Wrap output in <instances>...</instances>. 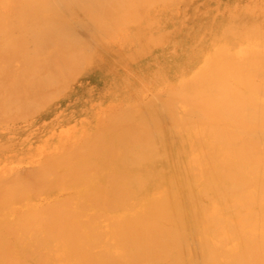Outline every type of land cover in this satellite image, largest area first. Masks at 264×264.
<instances>
[{
    "label": "bare ground",
    "instance_id": "6f19581e",
    "mask_svg": "<svg viewBox=\"0 0 264 264\" xmlns=\"http://www.w3.org/2000/svg\"><path fill=\"white\" fill-rule=\"evenodd\" d=\"M57 3L0 0L2 116H21L39 109L51 99L46 88L62 86L60 75L78 74L80 64L91 52V41L100 32V18L115 14L122 0ZM73 6L95 23L91 28L96 35L87 36L93 39L76 34V22L66 15L76 16L71 13ZM76 21L81 25L79 19ZM255 53L248 54L245 65L230 56L224 62L220 60L222 63L213 59L208 90L192 88V93L175 95L168 88L166 94H150L149 102L161 104L171 121L170 113H175L176 103L182 100L195 117L190 122L205 133L204 138L194 140L198 149L209 147L212 155L220 152L214 160L222 163V169L202 173L198 179L199 184L209 185L213 197L229 195L225 206L204 205L200 199L206 189L195 191L191 176L185 172L176 174L161 196L145 195L143 178L151 176L149 163L158 152L156 142L161 143L164 132L159 109H144L138 115L133 109L109 112L103 119L99 115L96 123L93 118L92 131L85 129L91 123L78 130L62 131L46 139L34 155H30L27 145L16 155L17 161L0 157V264H24L18 256L28 251L26 238L33 244L32 253L38 248L46 250L42 254L36 251L34 254L40 256L37 259L52 260L51 264H71V258L74 264H264V236L260 241L257 236L251 239L249 228L241 224L246 209L264 205V104L259 105L252 97L264 98V56ZM110 121L115 124L111 129L107 126ZM192 123L185 124V128H192ZM125 131L132 145H138L136 149H131L128 140L126 144ZM199 159L192 160L191 167ZM26 165L31 167L29 171L22 169ZM54 191H63L66 196L46 197ZM85 208L109 209L118 212L119 217L110 219L112 214L110 220H101L95 210L88 216L74 212ZM136 211L146 212V218L128 224L129 214ZM191 232L200 243L197 253L189 248L191 241L195 246L197 243L192 240L195 237H190ZM216 233L222 235L215 240L211 237ZM94 246L106 248V253L92 254ZM61 247L65 251L58 263L56 251ZM198 257L203 262L199 263Z\"/></svg>",
    "mask_w": 264,
    "mask_h": 264
},
{
    "label": "rangeland",
    "instance_id": "374dc122",
    "mask_svg": "<svg viewBox=\"0 0 264 264\" xmlns=\"http://www.w3.org/2000/svg\"><path fill=\"white\" fill-rule=\"evenodd\" d=\"M52 1L61 3L62 0ZM73 7L71 13H75L76 16L74 14L73 16H71L72 14L66 15L69 16L70 20L76 22L74 26L76 27V34L78 33L77 35L85 39L90 35L95 36L94 30L91 28L95 23L77 6ZM119 10H116V13L113 12L115 14H112L108 19L107 17L104 19L105 16L100 18L98 26L100 32L98 31L96 40L94 37V39H87H93V42L91 41L92 48L91 52L87 53L86 59L80 64L79 73L77 71L78 74L74 72L70 75L67 73L60 75L58 81H61L62 86L59 83L58 86L57 80H55L56 85L53 81L51 82L55 85L54 88L51 90L46 88L49 91V96H51L49 102L38 106L39 109L34 108L32 111H27L26 114L24 112L21 116L16 113V116H2L0 114V157L2 159L13 158V162L17 161L19 158L16 155L27 145L28 148H31V154L27 153L34 155L40 152L46 139H50L62 131L78 130L85 127L83 125H87V123L88 126L89 123L92 126L85 129L92 131L95 125L92 120L95 118L96 123L99 115L103 119L109 115V112L127 109L130 111L133 109V113L138 115L144 109L152 111L157 107L159 109L157 112L160 113L158 114L159 122L164 126L162 128L164 132L162 139L161 134L158 137L159 141L161 139V143L156 142L159 144L158 152L149 163L148 168L151 170V176L149 178L142 177L146 189L145 195L161 196L163 190L168 187L171 180H174L176 174L180 175L185 172L191 176L190 182L195 191L200 192L206 189V195L200 199L204 205L214 203L216 207L219 204L225 206L230 200L229 195H223L221 198L216 196L218 198L216 199L208 191L209 185L199 184V175L205 172L218 171L220 168L222 169L223 165L216 162L220 152H215L212 155V153L209 154L211 152L209 147L198 149V145L195 144L196 138H204L205 133L199 132L198 127L192 121L190 122L195 117L188 112V105L181 102L182 100H180L181 103L178 101L174 109L175 113H170L174 120L171 121L166 115L168 112L161 110L162 106L159 99L155 100L159 102L157 103L160 104L159 106H155L149 101L155 92L161 91L160 93L163 95L168 92L166 90L168 88L175 95L192 93L194 92L192 88L208 90L207 83L208 81L211 82L209 78L212 75L210 68L215 58H217V63H222L227 56H230L232 59L235 58V61L237 59V63L245 65L249 58L248 54L251 52L256 55L255 52H258V55L262 53L264 56V0H122ZM78 19L83 26L77 24L76 20ZM222 46L224 47L222 48L223 51L222 49L220 51ZM203 73L208 75L205 76ZM252 97L259 105L264 104L262 96L253 95ZM168 123H173L176 128L172 124L167 125ZM187 123H192L193 129H186L185 124ZM113 124V121H110L109 125L107 123L109 129L115 126ZM125 135L123 136H125L126 144H128V140L131 149L134 147L136 149L138 145H132L127 138V135L129 136L128 131H125ZM197 159L199 162L191 167L192 160L195 162ZM221 160L223 161V156ZM24 168L29 171L31 167L22 166V169ZM166 181L168 183L165 186ZM202 186L205 187L202 188ZM64 193L63 191H54L46 197L62 199L66 196ZM79 202L82 204V201ZM245 211L246 219L244 217V222L241 224L249 228L251 239L257 236L256 238L260 241L264 236V205L254 206ZM74 212L87 216L99 212L101 220L119 217L118 212L109 209L85 208L74 210ZM129 215L128 224L138 220L143 221L142 218H146V212L138 213L136 211ZM103 216L106 218H102ZM120 220L121 218L118 219V221ZM96 221L100 222V220ZM257 224L259 225L257 226ZM256 231L258 232L257 235L255 234ZM193 233H190V237H195L192 240H196L197 243L195 246V241H191L189 248L197 253L200 249V243L196 239V234ZM221 235L222 233H216L211 238L216 240ZM25 240L30 247L28 246V251L24 255L18 256L24 264H51L52 260L47 262L41 256L45 261L39 258L40 262L37 259L39 255L34 254L36 251L42 254L46 250L38 248L32 253V249H34L32 242L29 238ZM52 247L55 248V245ZM62 248L56 251V256L59 257L57 258L58 263L62 262V253L65 251ZM100 248L94 246L91 253L97 251L96 254L106 253V248L102 247V250ZM128 252L131 253L132 249L130 248ZM60 253L61 255H59ZM200 258L198 257L197 260L199 263L203 262V259H201L202 261L199 260ZM68 262L74 264L73 258L69 259Z\"/></svg>",
    "mask_w": 264,
    "mask_h": 264
}]
</instances>
